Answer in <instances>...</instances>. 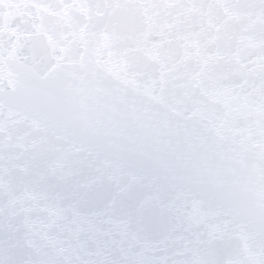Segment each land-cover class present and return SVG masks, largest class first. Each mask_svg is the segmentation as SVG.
<instances>
[{
  "label": "snow or ice",
  "instance_id": "1",
  "mask_svg": "<svg viewBox=\"0 0 264 264\" xmlns=\"http://www.w3.org/2000/svg\"><path fill=\"white\" fill-rule=\"evenodd\" d=\"M0 264H264V0H0Z\"/></svg>",
  "mask_w": 264,
  "mask_h": 264
}]
</instances>
